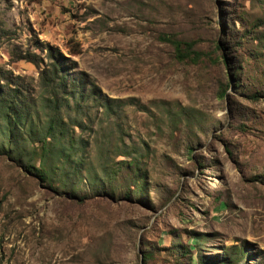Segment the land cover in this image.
Returning a JSON list of instances; mask_svg holds the SVG:
<instances>
[{"label": "rangeland", "instance_id": "1", "mask_svg": "<svg viewBox=\"0 0 264 264\" xmlns=\"http://www.w3.org/2000/svg\"><path fill=\"white\" fill-rule=\"evenodd\" d=\"M0 88V264H264V0H0Z\"/></svg>", "mask_w": 264, "mask_h": 264}, {"label": "trees", "instance_id": "2", "mask_svg": "<svg viewBox=\"0 0 264 264\" xmlns=\"http://www.w3.org/2000/svg\"><path fill=\"white\" fill-rule=\"evenodd\" d=\"M159 38L172 45L174 49V56L178 60L198 61L202 57H208V59L211 60L212 62L220 61L224 63L226 67L229 68L230 66L229 61H228L229 59L226 56V54H224V51L226 50V45L225 43H222V42L220 43V41L216 42L214 45V48L216 50H219V54L212 56L208 52L195 49L193 47L194 45L193 40L179 39L172 35L170 36L169 34H161ZM53 66H54V70L48 71V76L54 75L57 73L55 64H53ZM44 71L45 70H43L42 72ZM233 78L234 76L230 75V79H233ZM74 85L75 84H73L72 86ZM7 92L8 93H5L6 95L3 96V91H1V88H0V129L2 130L4 127V130L7 134L5 137L6 141L5 142L0 141V151L6 152L7 154H10V153L16 154L15 151L17 150V147L11 146L12 145L11 141H12V138H15L16 140H18L17 134L20 132L18 130V125H21V126L24 125V121L26 119L25 115H27L28 113V111L25 109L28 108V106L27 105L24 106L22 103L23 101L16 99L18 98V94H17L18 91L16 89H13V90L9 89ZM221 92L223 94L224 88L221 90ZM251 96L256 97L257 94H252ZM54 126H55V120L51 118L50 122L46 125V129H47L46 132L49 133L53 129ZM2 137L4 138L3 134H2ZM47 137L48 136L44 134L37 139H31V140L29 139V141H27L28 137H23L24 141H19L20 142L19 147L21 148L22 144H25L26 141L27 142L31 141L32 143H40L39 152L41 154L40 157L42 158V155L46 151V145L48 143V141H46ZM191 150H193L191 147H187L186 148L187 154H190ZM64 157L67 160H70L69 156L65 155ZM23 166L27 172H32L41 181H47L48 183L52 184L53 176H54L53 169L51 167H48V165H46L43 160H41L38 166H34L32 163H28V162H24ZM130 166L131 165L129 163L128 167ZM129 174H131L130 176H134L136 179L137 177H139L138 172H136L135 169H131V171H129ZM124 194L126 195L127 192H124ZM73 196H77V194L74 193ZM77 198L81 200V196H78ZM240 253H242V249L240 250ZM239 257L240 256L235 255L234 262H236V264H237L236 259H239ZM145 259H146V256L143 257V260Z\"/></svg>", "mask_w": 264, "mask_h": 264}]
</instances>
